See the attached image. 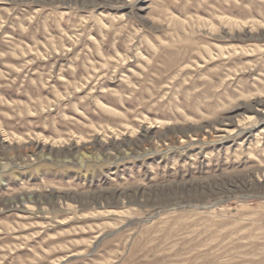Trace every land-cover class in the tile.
<instances>
[{
	"label": "rangeland",
	"instance_id": "rangeland-1",
	"mask_svg": "<svg viewBox=\"0 0 264 264\" xmlns=\"http://www.w3.org/2000/svg\"><path fill=\"white\" fill-rule=\"evenodd\" d=\"M0 264H264V0H0Z\"/></svg>",
	"mask_w": 264,
	"mask_h": 264
}]
</instances>
